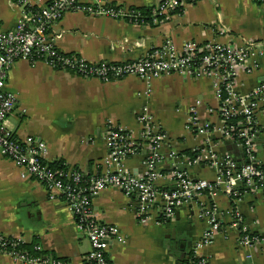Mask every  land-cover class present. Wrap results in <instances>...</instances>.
<instances>
[{
	"label": "crops",
	"instance_id": "0c3cea01",
	"mask_svg": "<svg viewBox=\"0 0 264 264\" xmlns=\"http://www.w3.org/2000/svg\"><path fill=\"white\" fill-rule=\"evenodd\" d=\"M17 0H0V32L13 30L21 18ZM49 0H41L40 5ZM87 1V0H84ZM119 7L147 9L164 0H110ZM62 32L58 48L81 56L89 62H133L148 56L167 41L182 52L187 42L238 43L239 37L264 40V2L256 0H197L186 2L181 12L172 13L157 24H134L109 17H93L84 13H67L55 26ZM256 67L243 77L242 91L248 92L264 83V58L257 56L249 63ZM6 89L18 96V104L8 116V126L20 139L34 137L48 149L45 162H62L94 174L109 157L106 144L107 123L113 121L129 132L140 131L138 117L148 106L156 122L166 131L168 143L159 164L161 190H174L166 179L173 166L169 153L176 151L181 160L193 159L207 138L187 129L191 110L197 109L201 122L218 121L212 82L192 70L155 80L147 88L143 80L128 77L103 83L71 73L56 71L42 62H16L8 72ZM150 90V91H148ZM174 95L173 98H170ZM26 110V113L23 112ZM258 146H264V130ZM218 154H229L242 164L245 155L218 134L209 137ZM139 150L126 161L128 170L139 175L145 171L144 156ZM260 158L264 157L261 150ZM100 164V165H99ZM98 166H100L98 168ZM194 180L215 179V171L204 164L185 168ZM50 194L35 179H23L21 169L0 154V233L20 236L30 244L42 246L47 255L84 264L91 251L87 238L79 231L76 219L64 199ZM216 204L222 230L209 246L197 245L209 225L200 214L208 205ZM162 202L153 207L157 210ZM231 206L242 213L252 233L262 237L255 246L239 244L238 234L229 229ZM138 199L121 190L109 188L93 201L95 217L102 223L118 226L126 244L111 242L108 257L112 264H178L183 254L186 264L202 258L210 264H264V188L242 189L238 202L221 191L212 197L208 192L195 194L169 220H152L141 225L136 217ZM159 217V216H158ZM169 225V227H168ZM0 264H21L7 253H0Z\"/></svg>",
	"mask_w": 264,
	"mask_h": 264
},
{
	"label": "built area",
	"instance_id": "2783aa9c",
	"mask_svg": "<svg viewBox=\"0 0 264 264\" xmlns=\"http://www.w3.org/2000/svg\"><path fill=\"white\" fill-rule=\"evenodd\" d=\"M188 1L164 0L158 6L148 8L147 15L141 9L116 6L110 0H49L44 5H40L41 0H17L21 8L19 22L13 30L0 32V154L21 169L23 179H35L48 189L52 197L59 195L64 199L79 231L90 243L91 251L84 264H112L108 257L111 242L126 244V237L118 226L102 223L94 215V198L109 188L137 197L136 217L141 225L158 218V224L159 220L171 219L178 208L201 192L215 197L221 191L235 204L240 200L243 188H264V157L258 155L261 150L264 153V146L261 148L257 143L260 132L264 130V83L248 92L242 91L243 77L256 68L249 63L257 56L264 58V40L239 37L237 44L208 42L199 45L187 42L182 52L176 50L173 42L167 41L148 56L125 63H93L79 55L65 53L57 46L62 32L55 31L54 26L67 13L109 17L134 24H157ZM19 61L42 62L53 70L103 83L136 77L143 80L147 88L165 76L196 70L212 82L218 107L210 112L218 116V121L201 122L199 111L191 110L187 129L207 140L193 159L181 160L176 151L169 153L173 166L166 179L174 183V190H161L156 186L165 177L160 173L159 164L164 159L163 149L168 137L148 106L138 117V135L108 121L106 144L109 157L94 174L74 166L52 168L45 162L48 149L43 141L31 136L20 139L8 126V116L18 104V96L6 89V80L11 67ZM214 134L242 150L245 161L240 164L228 153L218 154L209 140ZM143 149L148 151L144 156L145 171L135 175L126 167V161ZM201 164L214 169V180L196 181L185 169ZM157 202H162V206L156 217L153 207ZM226 215L231 218L229 229L238 234L240 245L250 247L263 242L259 234L252 233L236 206H231ZM200 216L209 227L203 233L197 250L211 245L222 230L216 204L205 207ZM24 245H30L25 238L0 233V253L10 254L18 263L73 264L47 255L40 245L33 246L35 254L22 248ZM197 262L210 264L206 258Z\"/></svg>",
	"mask_w": 264,
	"mask_h": 264
},
{
	"label": "trees",
	"instance_id": "16d2710c",
	"mask_svg": "<svg viewBox=\"0 0 264 264\" xmlns=\"http://www.w3.org/2000/svg\"><path fill=\"white\" fill-rule=\"evenodd\" d=\"M195 1H197V0H189L188 1V3H193V2H195ZM141 10H143V11H145V14H149L148 12V8L147 9H141ZM182 11V7L179 9V10H177V11H175V12H173V13H177V12H181ZM52 168H59V167H63L64 165H63V163L62 162H55L54 164H49ZM35 244H30V245H24V246H22V248H24V249H26L27 251H29V252H31L32 254H35V252L33 251V246H34ZM194 263L195 264H197L198 262H197V260L196 261H194Z\"/></svg>",
	"mask_w": 264,
	"mask_h": 264
},
{
	"label": "water",
	"instance_id": "95a60500",
	"mask_svg": "<svg viewBox=\"0 0 264 264\" xmlns=\"http://www.w3.org/2000/svg\"><path fill=\"white\" fill-rule=\"evenodd\" d=\"M71 74L74 75L73 73H71ZM168 227H169V225H168ZM185 258L189 259L190 256L187 255V254H183V256L179 259L178 264H186V263L184 262Z\"/></svg>",
	"mask_w": 264,
	"mask_h": 264
},
{
	"label": "rangeland",
	"instance_id": "374dc122",
	"mask_svg": "<svg viewBox=\"0 0 264 264\" xmlns=\"http://www.w3.org/2000/svg\"><path fill=\"white\" fill-rule=\"evenodd\" d=\"M173 97H174V95H171V96H170V98H173Z\"/></svg>",
	"mask_w": 264,
	"mask_h": 264
}]
</instances>
